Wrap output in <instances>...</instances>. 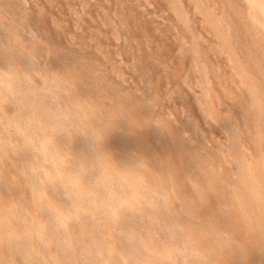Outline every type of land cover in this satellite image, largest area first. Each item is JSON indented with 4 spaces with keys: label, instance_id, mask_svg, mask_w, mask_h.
Listing matches in <instances>:
<instances>
[{
    "label": "rangeland",
    "instance_id": "1",
    "mask_svg": "<svg viewBox=\"0 0 264 264\" xmlns=\"http://www.w3.org/2000/svg\"><path fill=\"white\" fill-rule=\"evenodd\" d=\"M0 264H264V0H0Z\"/></svg>",
    "mask_w": 264,
    "mask_h": 264
}]
</instances>
